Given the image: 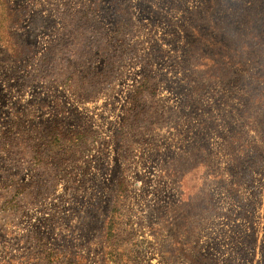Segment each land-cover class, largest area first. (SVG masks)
Returning a JSON list of instances; mask_svg holds the SVG:
<instances>
[{"label":"rangeland","instance_id":"obj_1","mask_svg":"<svg viewBox=\"0 0 264 264\" xmlns=\"http://www.w3.org/2000/svg\"><path fill=\"white\" fill-rule=\"evenodd\" d=\"M262 1L0 0V264H264Z\"/></svg>","mask_w":264,"mask_h":264},{"label":"trees","instance_id":"obj_2","mask_svg":"<svg viewBox=\"0 0 264 264\" xmlns=\"http://www.w3.org/2000/svg\"><path fill=\"white\" fill-rule=\"evenodd\" d=\"M252 9H254V8L253 7L248 8V10H252ZM259 11H261V13H259V15H260L259 17L262 18L261 21H264V0L257 7V12H259ZM247 13H249V11ZM236 15H239V11H236ZM225 57H226L225 47L222 46L220 43L218 45L216 44L214 46L213 56H212L213 62H214V65H213L214 71L217 70L222 64H226Z\"/></svg>","mask_w":264,"mask_h":264}]
</instances>
